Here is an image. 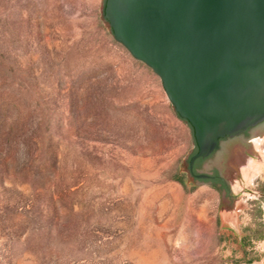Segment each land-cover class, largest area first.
I'll return each instance as SVG.
<instances>
[{"label": "rangeland", "instance_id": "1", "mask_svg": "<svg viewBox=\"0 0 264 264\" xmlns=\"http://www.w3.org/2000/svg\"><path fill=\"white\" fill-rule=\"evenodd\" d=\"M103 4L0 0V264H264V123L203 163L227 189L193 179Z\"/></svg>", "mask_w": 264, "mask_h": 264}, {"label": "water", "instance_id": "2", "mask_svg": "<svg viewBox=\"0 0 264 264\" xmlns=\"http://www.w3.org/2000/svg\"><path fill=\"white\" fill-rule=\"evenodd\" d=\"M102 17L191 127L190 170L264 123V0H104Z\"/></svg>", "mask_w": 264, "mask_h": 264}, {"label": "flooded vegetation", "instance_id": "3", "mask_svg": "<svg viewBox=\"0 0 264 264\" xmlns=\"http://www.w3.org/2000/svg\"><path fill=\"white\" fill-rule=\"evenodd\" d=\"M253 129V128H252ZM252 129H248L246 130L243 134H241L240 136H242V138H248V136L250 135V131ZM231 138H228L226 140H229ZM225 141V140H224ZM215 153V152H214ZM214 153L210 154L207 158L205 159H202V161L200 162V166L197 167V168H193L192 166V169L190 170L187 166V170H188V174L195 180L197 181H201L203 183H207L209 184L210 186L212 187H219L220 188V185L223 183L225 184L226 186V183L225 181L222 179V177L220 176L219 172L217 170H211L210 172H205L203 171V163L209 158L211 157ZM197 161V160H196ZM195 161V162H196ZM194 162V163H195ZM196 177H203V178H196ZM220 182V183H219Z\"/></svg>", "mask_w": 264, "mask_h": 264}, {"label": "trees", "instance_id": "4", "mask_svg": "<svg viewBox=\"0 0 264 264\" xmlns=\"http://www.w3.org/2000/svg\"><path fill=\"white\" fill-rule=\"evenodd\" d=\"M175 114V113H174ZM175 116L180 120V121H182L183 123H185V124H187L188 125V123H186L185 121H183V120H181L176 114H175ZM188 127L191 129V127L188 125ZM191 131H192V129H191ZM192 136H193V134H192ZM194 140V139H193ZM195 144V143H194ZM196 153V146H195V150H194V152H193V154L192 155H194ZM191 155V156H192ZM190 156V157H191ZM190 157H189V159H190ZM189 159H188V161H189ZM202 161V159H198L195 163H194V166H193V168L195 169V168H197V167H199L200 166V162ZM188 163V162H187ZM178 182L180 183V184H182V181L181 180H178ZM220 183V182H219ZM220 189H223V190H225V189H227V186H225V184H221L220 185Z\"/></svg>", "mask_w": 264, "mask_h": 264}]
</instances>
